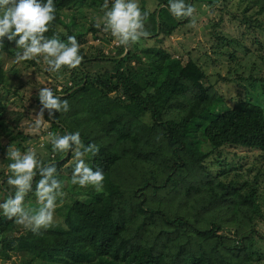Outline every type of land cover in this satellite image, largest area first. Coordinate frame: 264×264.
Listing matches in <instances>:
<instances>
[{"label":"trees","instance_id":"16d2710c","mask_svg":"<svg viewBox=\"0 0 264 264\" xmlns=\"http://www.w3.org/2000/svg\"><path fill=\"white\" fill-rule=\"evenodd\" d=\"M54 2L56 18L45 35L56 33L60 39H66V34L74 35L79 43H85L88 32H95V27L76 34L70 25L83 28L77 18H85L87 11L96 9L100 1ZM239 2L246 4L241 25L248 34L253 29L264 30L257 17L264 16V0ZM166 3L167 0H160L158 6L166 7ZM252 9H257L254 16H247ZM182 20L173 18L167 7H162L150 12L145 27L154 38L158 31L156 35L162 44V38L169 39L189 19ZM154 38L128 48L120 59L124 51L121 45L114 57L102 56L100 50L95 55L87 54L80 48L81 64L72 69L62 68L69 72V85L63 90L68 94L64 99L69 107L76 109V103L87 96V105L80 110L82 120L73 118L65 122L71 116L70 108L56 113L55 121L49 119L47 110L44 117L51 133L79 130L84 142L98 146V153L90 155L92 160L87 161L93 168H103L107 183L103 193L67 204L63 221L55 226L58 230L47 227L35 233L29 229L13 235L14 221L0 216V261L9 259L8 251L20 254L21 264H264V253L252 250L255 236L250 230L254 218L261 217L257 207L260 170L227 164L219 151L239 147L264 154V109L249 99L229 106L206 87V74L197 62L183 63L160 47L147 46ZM4 41L8 45L13 42ZM218 41L219 47L222 42L241 45L237 39L220 37ZM252 44L264 49L258 39L253 38ZM218 54L234 55L222 51ZM132 62L138 67L129 68ZM142 65L153 68L149 75ZM8 73L16 76L15 70ZM5 77L7 74L0 66V86ZM155 81H160L158 87L153 86ZM110 93L116 100L122 96L124 103H131L114 105L116 100ZM2 101L0 136L10 128L2 120L6 113ZM145 114L150 119L148 124L140 121ZM65 124L68 128L63 127ZM72 125L78 126L69 127ZM20 133L15 128L16 136H24ZM29 138L22 137L24 141ZM206 146L210 150L204 153ZM53 155L47 151L45 160L50 161ZM65 156L59 152L54 156L57 172L68 162V157L63 159ZM211 157L215 162H210ZM123 161L126 178L115 176L123 168L119 166ZM213 165L222 170L214 176L207 172ZM6 177L0 170L3 197L10 187ZM38 179L34 177L33 187ZM144 191L151 197L157 196L160 203L172 195L168 203L171 216L162 208L153 209ZM28 196L34 198L32 193ZM228 210L233 213L221 215ZM208 213L210 217L206 216ZM229 225L234 228L231 242L218 234ZM150 231L157 233L152 236ZM9 233L12 235L8 238Z\"/></svg>","mask_w":264,"mask_h":264},{"label":"rangeland","instance_id":"374dc122","mask_svg":"<svg viewBox=\"0 0 264 264\" xmlns=\"http://www.w3.org/2000/svg\"><path fill=\"white\" fill-rule=\"evenodd\" d=\"M99 1L100 2L96 4V9L87 11L85 18H77L78 23L84 25L83 28L77 29V27H73V25H70V27L78 34L93 25V27H95V32H88L85 39L86 42L79 43L81 48L87 51V54L91 53L95 55L98 53V50H100L103 52L102 56L113 57L116 54L117 45L115 44L118 43L110 33L103 31V22L100 19L103 14L101 11V5L103 3H101V0ZM159 1L160 0H140V4L142 9H151L150 12L152 13L155 9L158 11L160 7L166 9L163 5L158 6ZM198 3H195L196 12L193 17L188 18L189 20H187V23H182L169 39L165 40L162 38L161 41H163V43L160 44L156 32V37L154 38L151 35V38L154 39L147 46L160 47L169 52L172 56L171 58L175 60L181 59L183 63L187 60L197 62L206 74V87L214 90L216 95L221 96L229 106H232L240 100L249 99L264 109V49H260L258 46L252 44L253 38H255L258 39L259 42H262L264 47V30L253 29L250 30L248 34V31L241 25V19L246 4L240 3L239 0H199ZM256 10H249L250 12L247 16H254ZM257 17L260 19L259 23L263 25L264 16ZM68 23H70V21ZM96 24H99L100 27H96ZM216 24L218 25L216 26ZM220 37H225L227 40L237 39L241 45L240 47H236L234 43L226 44L222 42L223 46L219 47L218 38ZM4 40H6V38ZM142 40L143 39L138 42L139 45ZM135 45L137 44L132 45L130 48ZM242 47L247 48V51ZM221 51L229 54L233 52L234 55L233 57L230 55H219L218 53ZM16 52L17 49L15 48L14 41L10 45L6 44L4 41V46L0 48V66L7 74L5 82L0 86V100H3L2 102L6 109V113L2 120H5L10 126L9 129L4 130V135L0 136V170L4 171L5 174H7V163L9 162L6 157V150L11 146H15L21 151H24L28 147H32L36 150L41 160L46 159L47 151L52 152L49 136V122H47L44 117L43 123L39 129H35L33 126L36 114L39 111L36 92L40 87L49 86L56 88L58 92L60 91V93H62L66 88L65 86L69 85V82L67 83V80H69V72H65L61 69L58 73H49L46 71L47 65L43 62L42 58L39 60L18 61L16 60ZM105 64L106 63H104V65ZM134 66V64H130L129 68ZM106 67L109 68L110 66L107 65ZM135 67H138V65ZM101 68L102 67L99 66V69H96L100 71ZM142 68L146 70L147 75H149L148 73L153 69L144 65H142ZM9 70H15L16 76L12 77L11 74L8 73ZM148 78H151V76H148ZM11 81L12 84L10 83ZM141 83L144 85V80ZM159 85L160 81H155L153 86L158 87ZM152 87H149L148 91H151ZM60 96L61 98H67L68 94L63 92ZM109 96L115 99L114 94L110 93ZM86 99L87 96L82 97V101L76 103V109H72V106L69 107L72 113L70 117L64 120L65 122L73 118L79 119L80 121L82 120L81 117H83V114L80 110L83 106L87 105ZM101 99L103 100V97H101ZM182 99L185 98L183 97ZM155 101H157V98H155ZM130 103V101L124 103L123 97L119 96V100H116L113 104L124 106ZM172 110V112L176 111L175 109ZM77 114H79L80 117H77ZM141 120H144L143 123L146 124L150 122L149 116L146 114L141 117L140 121ZM66 125L67 124L63 125V127L68 128ZM77 126L72 125L69 127H75L76 129ZM15 128L21 131V133L18 134L19 136L23 134L24 136L22 137L26 136L30 138L24 141L22 137L16 136ZM11 129H13V132ZM13 137H17V140L12 139L11 141L10 138ZM81 139L84 142V139ZM84 143L88 144L87 142ZM209 150L210 147L206 146L203 152L207 153ZM219 151L227 164L241 165L244 169L257 168L256 170H260L259 184L257 187V192L259 194L257 207L259 208L261 217L254 218L250 230L254 231L253 233L255 236L252 250H260L262 255L264 253V239L258 238V236H264V154L259 150H248L239 147H224ZM53 154L54 155L50 158L55 161L56 158L54 156H56V153ZM71 155L72 153L69 152L68 155L63 157V159L68 157V162L58 171L61 179L65 181L63 188L65 195L57 201L54 219L49 226L50 228L58 226L59 223L63 221L66 209L68 208L66 205L70 204L73 199L84 201L88 200L91 196L103 193V191L96 192L92 186L80 188L70 183L69 178L72 170ZM86 159L92 160L90 154ZM45 161L48 162V160ZM210 162H215L213 157L210 158ZM119 166L123 168L119 169L115 176L119 174L122 178H126L127 169H124V167H126L125 161ZM221 171V168L216 165L207 168V172L212 176ZM107 179L108 178L105 177L104 186H106ZM3 182L4 181L0 179V199L3 197L1 187ZM144 194L151 199L150 205L153 209L162 208L163 211H166L168 216H171V214H168V203L172 195L166 198L164 202L160 203V199L157 198V196L151 197L150 194H147V191H144ZM142 195L143 192L139 194V196ZM25 205L35 206V196L33 198L27 195L25 198ZM232 213L231 210H228L223 211L221 215H231ZM206 216L210 217L211 214L208 213ZM14 224L13 235L29 230L23 225ZM53 230L58 229L55 227ZM233 232L234 228L232 225H229L226 228H222L221 231H218V234L225 235L228 241L231 242V240L233 241V236H231ZM150 233L154 236L157 232L150 231ZM11 235L12 233H9L7 235L8 238L9 236L11 237ZM161 242L162 240L158 241L159 244ZM0 247H2V244H0ZM6 250L9 249L6 248ZM7 253L10 256L9 259L0 261V264H21L23 257L20 254L8 251ZM252 260H255V257H252Z\"/></svg>","mask_w":264,"mask_h":264},{"label":"clouds","instance_id":"9594fccd","mask_svg":"<svg viewBox=\"0 0 264 264\" xmlns=\"http://www.w3.org/2000/svg\"><path fill=\"white\" fill-rule=\"evenodd\" d=\"M166 7L173 18L184 19L182 22L192 18L196 12V4L192 0H167ZM101 11L103 31L111 34L118 43L117 47L124 46L118 59L124 57L128 48L141 39L151 38L145 27L151 9H142L140 0H104ZM56 12L54 0H0V48L4 46V38L14 41L16 60L42 58L49 73H58L65 66L76 68L83 60L76 36L66 34V39H60L56 33L45 35L56 18ZM95 26L100 27L99 24ZM36 96L39 111L33 122L35 129L41 127L45 110L52 121L56 120V113L69 110L68 100L61 98L54 87H40ZM49 136L53 153H72L70 183L80 188L92 186L96 192L103 191V168L91 167L86 159L89 154L95 156L98 153V146L94 142L85 144L79 130L50 132ZM6 157L9 161L6 183L10 187L0 199V216L34 233L49 227L54 219L57 201L65 195V181L59 178L57 163L54 160L42 161L32 147L21 151L11 146L6 150ZM36 176L39 179L35 180L33 187ZM29 193L35 196V206L25 205Z\"/></svg>","mask_w":264,"mask_h":264},{"label":"built area","instance_id":"2783aa9c","mask_svg":"<svg viewBox=\"0 0 264 264\" xmlns=\"http://www.w3.org/2000/svg\"><path fill=\"white\" fill-rule=\"evenodd\" d=\"M115 45H118V44H115Z\"/></svg>","mask_w":264,"mask_h":264},{"label":"crops","instance_id":"0c3cea01","mask_svg":"<svg viewBox=\"0 0 264 264\" xmlns=\"http://www.w3.org/2000/svg\"><path fill=\"white\" fill-rule=\"evenodd\" d=\"M157 32V31H156Z\"/></svg>","mask_w":264,"mask_h":264}]
</instances>
